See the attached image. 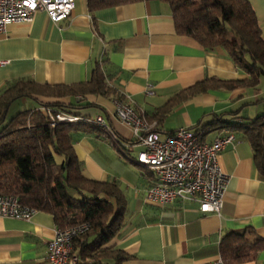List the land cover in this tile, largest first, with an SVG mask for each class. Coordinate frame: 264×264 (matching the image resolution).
I'll return each instance as SVG.
<instances>
[{"label": "crops", "instance_id": "obj_1", "mask_svg": "<svg viewBox=\"0 0 264 264\" xmlns=\"http://www.w3.org/2000/svg\"><path fill=\"white\" fill-rule=\"evenodd\" d=\"M247 1L264 39V0ZM0 61L4 62L0 91L21 78L50 85L82 82L89 79L95 62L101 61L109 85L149 122L158 108L198 81L247 77L221 47L208 49L177 34L170 7L161 0H139L92 13L86 0H74L70 15L58 22L37 11L30 20L9 23L0 32ZM262 76L257 91L243 86L208 88L173 104L155 129L163 137L178 128L196 130L214 115L232 122L253 118L264 112ZM82 98L94 106L77 112L91 119L102 117L107 129L83 126L73 133L81 172L86 178L114 181L126 198L124 223L106 246L127 257L119 263L109 259L107 264H204L220 256V240L228 233L251 229L264 237V176L254 165L245 134L212 127L202 136L211 141L233 134L218 155L229 177L219 214L201 212L196 200L159 205L146 198L154 175L126 156L135 157L142 146L131 128L115 117L113 98L99 93ZM55 100L66 103L74 98ZM56 228L52 215L44 211L29 219L0 216V264H47V242ZM231 264H264V251L254 259Z\"/></svg>", "mask_w": 264, "mask_h": 264}, {"label": "trees", "instance_id": "obj_2", "mask_svg": "<svg viewBox=\"0 0 264 264\" xmlns=\"http://www.w3.org/2000/svg\"><path fill=\"white\" fill-rule=\"evenodd\" d=\"M136 1L139 0H86V3L92 13ZM161 1L170 7L177 34L189 36L208 49L221 47L247 77L204 79L194 83L157 109L149 118L155 121V126L173 104L208 88L259 89V79L264 75V39L247 0ZM100 62H95L89 79L82 82L50 85L21 78L0 91V195L17 196L21 204L51 214L59 229L88 223L89 229L72 240L71 252L77 256L76 264H107L109 259L119 263L127 257L121 250L106 246L124 223L126 198L114 181L86 178L73 149V133L78 128L107 129L105 123L98 125L94 118L77 112L94 106L91 102H82V95L99 93L113 99L123 98L109 85ZM65 96L74 100L66 103L55 100ZM38 97L54 100L41 101ZM21 98H31L38 106L17 109L6 119L11 104ZM56 114L77 115L80 120L58 121ZM212 127H230L245 134L254 165L264 176V112L243 118L241 122L214 115L212 121L198 124L196 130H201L203 136ZM260 251H264V237L255 235L251 229L228 233L219 243L225 264L254 259Z\"/></svg>", "mask_w": 264, "mask_h": 264}, {"label": "built area", "instance_id": "obj_3", "mask_svg": "<svg viewBox=\"0 0 264 264\" xmlns=\"http://www.w3.org/2000/svg\"><path fill=\"white\" fill-rule=\"evenodd\" d=\"M73 8L74 0H0V32L9 23L30 20L37 11L45 12L51 21L58 22L68 17ZM112 102L115 117L131 128L137 143L142 146L134 158L126 155L127 158L154 175L155 181L147 189V200L159 205L175 200H196L201 212L219 214L229 177L221 169L218 155L233 139V134L229 132L204 141L201 130L178 128L161 137L155 122L145 120L129 99L114 98ZM55 119L78 121L80 117L56 114ZM94 122L104 124L100 116L95 117ZM35 212L37 209L21 204L17 196L0 195L2 217L29 219ZM88 229L86 222L56 228L47 242V264H76L77 256L71 252L72 240ZM204 264L225 263L219 256Z\"/></svg>", "mask_w": 264, "mask_h": 264}, {"label": "rangeland", "instance_id": "obj_4", "mask_svg": "<svg viewBox=\"0 0 264 264\" xmlns=\"http://www.w3.org/2000/svg\"><path fill=\"white\" fill-rule=\"evenodd\" d=\"M262 78H264V76H262ZM34 104H37V103L34 100H32L31 98H21L19 100V102H15V103L11 104L7 117L9 118L10 115L12 114V112L14 113V111H16L17 109L31 108L32 106H34Z\"/></svg>", "mask_w": 264, "mask_h": 264}]
</instances>
